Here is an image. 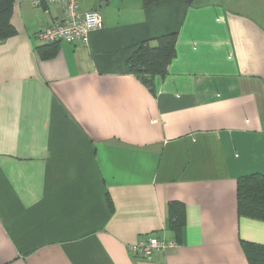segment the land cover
<instances>
[{
	"label": "crops",
	"instance_id": "crops-1",
	"mask_svg": "<svg viewBox=\"0 0 264 264\" xmlns=\"http://www.w3.org/2000/svg\"><path fill=\"white\" fill-rule=\"evenodd\" d=\"M77 3L104 23L85 44L40 41L64 4L30 0L0 40V264H249L264 220L239 216L236 181L264 174V0ZM168 33L149 88L127 59ZM150 236L176 245L129 249Z\"/></svg>",
	"mask_w": 264,
	"mask_h": 264
},
{
	"label": "trees",
	"instance_id": "trees-1",
	"mask_svg": "<svg viewBox=\"0 0 264 264\" xmlns=\"http://www.w3.org/2000/svg\"><path fill=\"white\" fill-rule=\"evenodd\" d=\"M158 1L161 0H141V3L146 7ZM183 1L187 5H192L196 0ZM13 2L14 0H0V40L14 32L9 23ZM174 55L175 34H163L152 41L143 40L138 43L127 59V66L150 88L154 76L166 74ZM236 199L239 216L264 220V174L252 172L239 176L236 181ZM169 210L170 226L178 234L183 225L182 205L172 201L169 203ZM241 242L249 264H264L263 244L245 240Z\"/></svg>",
	"mask_w": 264,
	"mask_h": 264
},
{
	"label": "built area",
	"instance_id": "built-area-1",
	"mask_svg": "<svg viewBox=\"0 0 264 264\" xmlns=\"http://www.w3.org/2000/svg\"><path fill=\"white\" fill-rule=\"evenodd\" d=\"M33 5L63 2L65 17L60 22H52L36 33L38 39L45 43L80 42L87 43L89 33L101 29L104 25L97 9L78 11L77 0H30ZM166 245L175 246L176 242H165L157 236H150L128 245L129 249L137 255L150 257L154 252L163 249Z\"/></svg>",
	"mask_w": 264,
	"mask_h": 264
}]
</instances>
